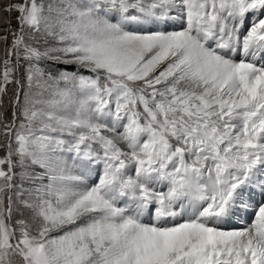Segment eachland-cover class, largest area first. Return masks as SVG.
<instances>
[{
  "label": "snow or ice",
  "instance_id": "6c2138e0",
  "mask_svg": "<svg viewBox=\"0 0 264 264\" xmlns=\"http://www.w3.org/2000/svg\"><path fill=\"white\" fill-rule=\"evenodd\" d=\"M0 264H264V0H0Z\"/></svg>",
  "mask_w": 264,
  "mask_h": 264
}]
</instances>
